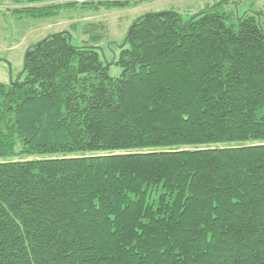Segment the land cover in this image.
I'll return each instance as SVG.
<instances>
[{
    "label": "trees",
    "instance_id": "obj_1",
    "mask_svg": "<svg viewBox=\"0 0 264 264\" xmlns=\"http://www.w3.org/2000/svg\"><path fill=\"white\" fill-rule=\"evenodd\" d=\"M222 4L136 18L117 77L66 31L27 49L0 82V264H264V30Z\"/></svg>",
    "mask_w": 264,
    "mask_h": 264
},
{
    "label": "rangeland",
    "instance_id": "obj_2",
    "mask_svg": "<svg viewBox=\"0 0 264 264\" xmlns=\"http://www.w3.org/2000/svg\"><path fill=\"white\" fill-rule=\"evenodd\" d=\"M73 1V0H57ZM49 18H31L14 11L18 4L0 1V82L16 80L22 72L27 49L50 34L66 31L75 46L94 44L99 47L102 60L110 62L109 74L117 77L121 67L118 60L125 35L132 22L147 13L174 10L184 21L195 16L208 6L222 2L225 10L237 18L253 17L264 30V0H143L132 7H106L97 5V0H75ZM87 1V4L81 2ZM86 22H102L107 32L95 44L83 33Z\"/></svg>",
    "mask_w": 264,
    "mask_h": 264
}]
</instances>
